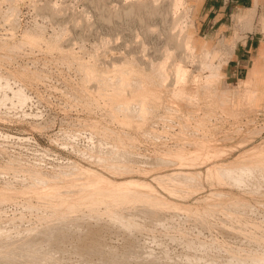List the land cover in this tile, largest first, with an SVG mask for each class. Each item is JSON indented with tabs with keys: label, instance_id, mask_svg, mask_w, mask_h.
<instances>
[{
	"label": "rangeland",
	"instance_id": "1",
	"mask_svg": "<svg viewBox=\"0 0 264 264\" xmlns=\"http://www.w3.org/2000/svg\"><path fill=\"white\" fill-rule=\"evenodd\" d=\"M209 2L0 0V264L264 263V25Z\"/></svg>",
	"mask_w": 264,
	"mask_h": 264
},
{
	"label": "crops",
	"instance_id": "2",
	"mask_svg": "<svg viewBox=\"0 0 264 264\" xmlns=\"http://www.w3.org/2000/svg\"><path fill=\"white\" fill-rule=\"evenodd\" d=\"M209 11L215 12L216 16L212 24H220L218 28L220 30H225L222 28L225 23L220 21L223 15L231 16L233 13H236L235 19H242L241 23L240 19L237 23L241 28L254 24L258 30L264 25V0H210ZM252 30L249 29L242 39L236 40L226 62L225 74L232 82L253 83L254 76L260 74H256V71L262 70L259 63L264 55L263 42L259 34L251 32ZM225 94L226 97L230 96L229 93Z\"/></svg>",
	"mask_w": 264,
	"mask_h": 264
},
{
	"label": "bare ground",
	"instance_id": "3",
	"mask_svg": "<svg viewBox=\"0 0 264 264\" xmlns=\"http://www.w3.org/2000/svg\"><path fill=\"white\" fill-rule=\"evenodd\" d=\"M184 2H185V0H172V3H173V5H174V7L175 8H178L179 6H181V5H183L184 4ZM132 13H133V9L132 8H130V9H128V10H125L124 11V15L125 16H131L132 15ZM117 16L118 17H120V14L118 13L117 14ZM140 20H142V18L140 19ZM179 21V18H178V16L177 15H175L174 16V19H173V24H176L177 22ZM151 29H148V31H150ZM187 43H191V37H188L187 38ZM121 81L122 82H124V78H121ZM117 195H119V194H117ZM128 195V194H127ZM130 195V194H129ZM141 196V198H147L148 196H146V195H140ZM128 198H131V196H128ZM140 198V197H139ZM132 199V198H131ZM152 201L153 202H155V203H158L159 204V202L157 201V200H153L152 199ZM154 205H156V204H154ZM56 226V225H55ZM55 226H53L54 228H55ZM61 226V225H60ZM49 227V226H48ZM48 227L46 228V231H47V229H48ZM51 228H52V226H50ZM57 227H59L58 225L56 226V228ZM62 228H63V225L61 226ZM55 228V230H57ZM59 229H61V228H59ZM43 230V229H42ZM45 230V229H44ZM53 230V229H52ZM45 231V232H46ZM50 231V230H49ZM60 231V230H59ZM54 232H56V231H54ZM53 231L52 232H47V233H44L43 231H42V233H44V235L46 236V237H48L49 239L51 238H54V237H56V238H59V236H60V233H62V231H60V233H59V235H57V234H55ZM38 233H40V232H38ZM38 235V234H37ZM39 235H41V234H39ZM62 235V234H61ZM58 236V237H57ZM39 237V236H38ZM38 237H36V238H38ZM40 237H42V235L40 236ZM35 238V239H36ZM38 239H40V238H38ZM38 239H36L37 241H38ZM44 239H45V237H44ZM33 241V242H32ZM36 241V242H37ZM35 241H34V239L33 240H31L30 242L28 241V242H25V243H27V244H25V245H27V247L26 248H28V247H31L32 248V245L34 244L35 245V243H34ZM17 245V244H16ZM22 245V244H21ZM21 245H20V247H21ZM39 244L37 243V246H38ZM23 246V245H22ZM36 246V245H35ZM16 247H18V246H16ZM20 247H18L17 248V250L20 248ZM24 247V246H23ZM41 247V246H40ZM22 248V247H21ZM26 248H23L24 250H26ZM31 248H28V250H29V252L30 251H34V249L33 250H31ZM38 247H36L35 249H37ZM11 249H14V247H12ZM22 249V250H23ZM41 249V248H40ZM22 250L21 251H19V252H21L22 253ZM23 250V251H24ZM42 251V250H41ZM46 251V250H45ZM14 252H15V249H14ZM29 252H25V254L24 255H27ZM13 252H11V254H12ZM27 253V254H26ZM31 253V252H30ZM38 253H40V252H38ZM42 253H44V250L42 251ZM46 253H48L47 251H46ZM15 254V253H14ZM33 255L35 254L34 252L32 253ZM37 254V253H36ZM6 255V254H5ZM15 255H17V254H15ZM23 255V256H24ZM28 255H30V254H28ZM27 255V256H28ZM39 255V254H38ZM37 255V256H38ZM42 255V254H41ZM7 256H9V255H7ZM19 256V255H18ZM22 256V255H21ZM32 256V255H31ZM12 257V256H11ZM25 257V256H24ZM128 256H126L125 258H127ZM29 258H32V257H29ZM34 258H36V257H34ZM125 258H122V259H125ZM112 259V258H111ZM110 259V260H111ZM127 259H129V258H127ZM31 260H33V259H31ZM106 259H104V261H105ZM117 260H119V262H120V259H117ZM37 261H39V260H37ZM107 261H108V259H107ZM112 261H114V260H112ZM124 261V260H123ZM129 261V260H128ZM35 262V261H34ZM110 262V261H109ZM116 262V261H115ZM115 262H113V263H115ZM118 262V263H119ZM113 263H111L110 262V264H113ZM123 263V262H122ZM124 263L126 264L127 262L126 261H124ZM123 263V264H124ZM107 264V263H106ZM130 264V263H129ZM162 264V263H161ZM237 264H244V262H242V261H239ZM252 264H261V262H252ZM262 264H264L263 262H262Z\"/></svg>",
	"mask_w": 264,
	"mask_h": 264
}]
</instances>
